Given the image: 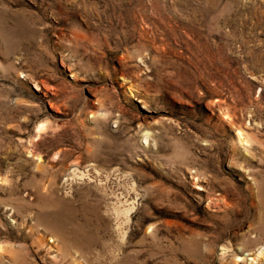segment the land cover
I'll use <instances>...</instances> for the list:
<instances>
[{
    "label": "rangeland",
    "instance_id": "1",
    "mask_svg": "<svg viewBox=\"0 0 264 264\" xmlns=\"http://www.w3.org/2000/svg\"><path fill=\"white\" fill-rule=\"evenodd\" d=\"M238 258L264 264V0H0V264Z\"/></svg>",
    "mask_w": 264,
    "mask_h": 264
},
{
    "label": "bare ground",
    "instance_id": "2",
    "mask_svg": "<svg viewBox=\"0 0 264 264\" xmlns=\"http://www.w3.org/2000/svg\"><path fill=\"white\" fill-rule=\"evenodd\" d=\"M238 138H239V141H240L241 143H243V141L245 140V138L243 137V132H241V131L238 132ZM240 261H242L241 258H238V260H237L235 263H236V264H239ZM253 261H254V260H253Z\"/></svg>",
    "mask_w": 264,
    "mask_h": 264
}]
</instances>
